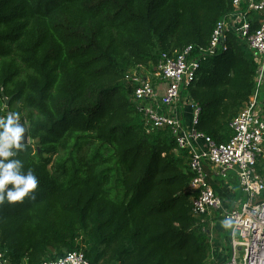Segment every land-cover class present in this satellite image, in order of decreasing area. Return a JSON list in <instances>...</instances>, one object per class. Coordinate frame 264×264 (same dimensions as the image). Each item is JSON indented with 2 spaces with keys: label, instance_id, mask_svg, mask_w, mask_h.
<instances>
[{
  "label": "trees",
  "instance_id": "1",
  "mask_svg": "<svg viewBox=\"0 0 264 264\" xmlns=\"http://www.w3.org/2000/svg\"><path fill=\"white\" fill-rule=\"evenodd\" d=\"M232 10L230 0H0V100L28 130L18 158L39 181L35 199L0 206L8 264L78 251L89 264H210L189 153L170 129L145 132L125 78L163 54L207 49ZM200 65L187 91L201 108L195 129L224 144L258 66L231 33Z\"/></svg>",
  "mask_w": 264,
  "mask_h": 264
},
{
  "label": "built area",
  "instance_id": "2",
  "mask_svg": "<svg viewBox=\"0 0 264 264\" xmlns=\"http://www.w3.org/2000/svg\"><path fill=\"white\" fill-rule=\"evenodd\" d=\"M230 1L233 10L217 23L207 49L195 52L188 47L163 54L153 68L132 70L125 80L134 87L133 103L145 132L170 129L178 147L189 153L193 217L219 215L227 224L231 251L219 264H264V0ZM230 33L248 45L258 68L249 102L230 123L231 139L217 144L196 131L201 108L187 91L198 79L201 58L215 55ZM184 110L191 114L189 125L183 122ZM209 172L226 181L235 177L242 198L226 207L211 185ZM0 264H8L1 251ZM45 264L89 262L78 251Z\"/></svg>",
  "mask_w": 264,
  "mask_h": 264
},
{
  "label": "clouds",
  "instance_id": "3",
  "mask_svg": "<svg viewBox=\"0 0 264 264\" xmlns=\"http://www.w3.org/2000/svg\"><path fill=\"white\" fill-rule=\"evenodd\" d=\"M26 134L19 113L10 111L0 117V206L35 199L39 181L32 171H23L18 158L25 150Z\"/></svg>",
  "mask_w": 264,
  "mask_h": 264
},
{
  "label": "crops",
  "instance_id": "4",
  "mask_svg": "<svg viewBox=\"0 0 264 264\" xmlns=\"http://www.w3.org/2000/svg\"><path fill=\"white\" fill-rule=\"evenodd\" d=\"M184 122L185 124H190V119L188 114L185 113L184 110ZM211 185L214 184V190L216 193L224 200V204L226 207H231L236 202H238L242 197L240 193V189L238 186V182L235 177H231L230 179L222 180L217 179L216 176H213L211 172ZM211 219V231H212V254L210 264H219L222 262L226 256L225 251V236L227 234L224 233L223 223L221 219H216L215 216L209 217ZM227 233V231L225 232ZM227 242V241H226Z\"/></svg>",
  "mask_w": 264,
  "mask_h": 264
},
{
  "label": "rangeland",
  "instance_id": "5",
  "mask_svg": "<svg viewBox=\"0 0 264 264\" xmlns=\"http://www.w3.org/2000/svg\"><path fill=\"white\" fill-rule=\"evenodd\" d=\"M5 106L7 107V104L5 103ZM4 104L1 102V100H0V116L1 115H4V116H6L7 115V113H8V110L6 111H2V109H4ZM215 216V218L218 220V219H220V216L219 215H214ZM209 226V225H208ZM223 228H224V235L225 234H228V232L227 233H225L227 230L225 229V227L223 226ZM210 229H211V227H210ZM225 240H226V238H225ZM225 243H227L226 241H225Z\"/></svg>",
  "mask_w": 264,
  "mask_h": 264
},
{
  "label": "water",
  "instance_id": "6",
  "mask_svg": "<svg viewBox=\"0 0 264 264\" xmlns=\"http://www.w3.org/2000/svg\"><path fill=\"white\" fill-rule=\"evenodd\" d=\"M10 100L7 99L6 100V104H7V107H8V104H9ZM23 124V123H22ZM25 126V125H24ZM26 127V126H25ZM27 129V128H26ZM30 143V138H29V134H28V130H27V134H26V137H25V145L29 144Z\"/></svg>",
  "mask_w": 264,
  "mask_h": 264
}]
</instances>
